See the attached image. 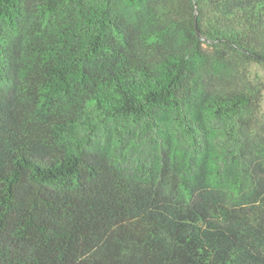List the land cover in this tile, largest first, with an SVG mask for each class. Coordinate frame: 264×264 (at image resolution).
<instances>
[{
	"label": "trees",
	"instance_id": "trees-1",
	"mask_svg": "<svg viewBox=\"0 0 264 264\" xmlns=\"http://www.w3.org/2000/svg\"><path fill=\"white\" fill-rule=\"evenodd\" d=\"M249 64L264 0H0V264H264V177L217 141Z\"/></svg>",
	"mask_w": 264,
	"mask_h": 264
},
{
	"label": "rangeland",
	"instance_id": "rangeland-1",
	"mask_svg": "<svg viewBox=\"0 0 264 264\" xmlns=\"http://www.w3.org/2000/svg\"><path fill=\"white\" fill-rule=\"evenodd\" d=\"M246 70L253 80L261 78L264 82V71L259 65L249 64ZM108 135H110V132L105 129H101L99 132V136L103 139H106ZM151 135L141 132V135H139L141 138L139 139L136 135H133L136 137V141H134V138H131L133 136L128 131H124L121 135H118V137L119 139L121 138V144L125 149H128V147L132 148V145L136 144L139 149L132 150L136 153V150L141 152L147 151V147L150 148L151 151L154 149V145L151 142ZM179 136L183 138L182 134ZM217 141L227 144V147L233 150L236 155L240 153L241 159L248 161L253 167L252 172L255 173L256 179L262 176L264 177V88L262 92L261 109L249 130H245L244 134L241 133L237 135L234 133L233 135L225 136L223 139L217 138ZM132 157L133 156H130L129 152L126 154V157H122L125 165L133 162ZM228 199L229 196H223L224 201Z\"/></svg>",
	"mask_w": 264,
	"mask_h": 264
}]
</instances>
